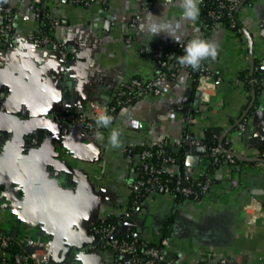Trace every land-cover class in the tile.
I'll return each mask as SVG.
<instances>
[{
    "label": "crops",
    "instance_id": "0c3cea01",
    "mask_svg": "<svg viewBox=\"0 0 264 264\" xmlns=\"http://www.w3.org/2000/svg\"><path fill=\"white\" fill-rule=\"evenodd\" d=\"M0 3L16 13L12 43L0 45L1 231L24 250L34 241L48 244L45 264H121L94 232L109 222L172 253L169 264H264V165L257 163L264 151V80L257 94L246 82L255 62L264 73V0L240 11L244 36L224 24L206 31L200 2L192 20L183 0H111L105 7L42 0L43 10H57L53 35L66 60L30 42L41 26L28 0ZM145 18L169 25L173 38L153 37ZM202 37L216 52L203 92L181 70L162 82L160 96L120 109L96 134L56 118L109 103L130 79L152 80L166 44ZM242 121L245 130L238 128ZM184 135L201 141L205 154L191 168L185 153L168 174L211 176L215 191L195 201L161 188L134 209L142 148L175 144ZM215 135L240 164L210 165L207 143ZM254 201L263 212L255 224L247 208Z\"/></svg>",
    "mask_w": 264,
    "mask_h": 264
},
{
    "label": "built area",
    "instance_id": "2783aa9c",
    "mask_svg": "<svg viewBox=\"0 0 264 264\" xmlns=\"http://www.w3.org/2000/svg\"><path fill=\"white\" fill-rule=\"evenodd\" d=\"M30 8L35 12L37 19L40 22L41 28L29 36L31 43L37 46L49 47L56 51L63 60H66L67 53L60 48L56 39L54 38V30L58 25L56 17L57 10L45 11L42 9V0H28ZM75 4L83 7L92 5H101L105 7L111 0H72ZM245 0H213V6L209 9L206 19L202 18L203 26L206 31L214 29L217 25L223 24L227 20L232 30L240 36H244V27L239 21V13L245 6ZM201 6L208 5L209 0H199ZM2 15V16H1ZM16 13L11 10H6L5 5L0 3V17L3 18L0 23V45H10L13 39L14 18ZM133 30H136V22L133 21L130 25ZM131 39L128 38V41ZM196 39H187L175 46L167 45L159 53V61L161 66H157V72L152 80H144L141 78H133L120 85L116 91L112 101L106 104L94 103L91 105L89 111L75 112L65 111L56 116V118L67 125H77L82 127L89 134H96L104 130L106 124L102 117H112L120 111V109L127 107L151 96H160L162 94L161 84L166 80L177 79L181 70H187L190 76L197 83L198 89L203 92L204 85L210 79L208 71V61L210 56L201 60L198 68L193 69L190 65L176 63L173 61L177 52L185 53V49L190 42ZM172 58L173 60H170ZM170 67V71L168 68ZM250 85L260 89L264 80V73L260 66L252 65L251 67ZM256 75V76H255ZM111 121V120H110ZM109 121V122H110ZM108 122V123H109ZM107 123V124H108ZM246 121L238 123L240 130H245ZM186 145L190 151L186 152V156L192 154L196 146H202V142L184 135L175 144L169 142H162L157 144L155 151L154 147H143L139 154V179L135 185V196L133 208H139L140 202L138 198L143 193H153L159 188H165L175 195L186 199L199 200L203 197L211 195L215 191V184L211 176L203 179L195 178L191 174H179L172 176L167 180V186L173 185L172 190L165 186L163 175L168 174V169L175 163V158L170 154L171 150H178ZM209 149V163L212 167L221 165L222 163H229L237 166V157L231 153L223 150L221 147H212ZM155 158L161 159L157 162ZM259 165H264V151L259 153ZM248 214L249 221L255 224L260 217L263 216L262 208L259 203L255 201L249 205ZM94 232L100 239L114 251L117 259L121 264H160L164 261V253L160 245L152 244L150 242L132 238L130 240L121 239L118 237V231L114 227H97ZM13 244V238L0 230V264L5 262H12L13 264H45L50 261L51 247L48 244L40 241H34L31 245V250H24L17 254H12L10 248ZM221 264H226L225 260Z\"/></svg>",
    "mask_w": 264,
    "mask_h": 264
},
{
    "label": "clouds",
    "instance_id": "9594fccd",
    "mask_svg": "<svg viewBox=\"0 0 264 264\" xmlns=\"http://www.w3.org/2000/svg\"><path fill=\"white\" fill-rule=\"evenodd\" d=\"M199 0H183V8H184V16L186 18H190L195 20L199 15ZM151 15V14H150ZM169 25L159 22L158 20H154L149 23L148 19L145 18L144 28L145 31L150 33L153 37L160 33H165L169 37L173 38V34L169 31ZM216 54L215 46L206 41H202L199 39L193 40L190 42L189 46L185 49V55L180 58L182 64L190 65L193 69L199 67L200 62L203 58L212 56L214 57ZM105 124H107L111 117L105 116L102 117ZM116 133L112 135V142L116 143Z\"/></svg>",
    "mask_w": 264,
    "mask_h": 264
},
{
    "label": "trees",
    "instance_id": "16d2710c",
    "mask_svg": "<svg viewBox=\"0 0 264 264\" xmlns=\"http://www.w3.org/2000/svg\"><path fill=\"white\" fill-rule=\"evenodd\" d=\"M211 1H213V0H209L208 5H205L204 7L201 6V7H202V16H203V18H205V19H206V16H207V13H208L209 9L211 8V6H213V4H212ZM250 1H251V0H245V1H244L245 6L248 5V4L250 3ZM223 24L226 25L228 28L232 29V28L230 27V25H229V23H228L227 20H224V21H223ZM212 29H213V28H212ZM212 29H211V30H212ZM198 39H199V40H202V41H206L205 37L198 38ZM184 55H185V53L177 52L176 55H175V59H174V60H173L172 58H169V59L175 61L176 63H181L180 58H181L182 56H184ZM254 65H256V66H260L257 62H255ZM157 66H161V61L158 62ZM168 70H169V71L171 70L170 67L168 68ZM255 76H256V75H255ZM251 77H252V75H251V73H250V75L246 78V82H247L248 89L251 90V91H253L254 94H257L258 91H259V89H257V88H255V87H253V86L250 85ZM213 136H214V135H213ZM213 136H212L211 140L209 141V143H207L208 147H209V148H212V147H221L223 150H226L225 147L223 146V144H220L218 137H217L216 135H215V137H213ZM186 147H187V146L184 145V146H182L180 149H178L177 151H176V150H171V151H170V154L175 158V160H176L175 162H176V163L178 162L179 159H181V161H184V159H185V153H186V151H185ZM155 149H156V147L153 148V151H155ZM209 156H210V155H208V158H209ZM155 160H156L157 162H160V161H161V159H159V158H155ZM240 163H241V161L237 159L236 164H240ZM171 177H172V176H170L169 174H164V175H163V179H164V184H165V186L168 187V188H170V189L172 190V188H173V185H172V184H169L168 186L166 185V184H167V180L171 179ZM160 189H161V188H159V189H157V190H160ZM147 195H148L147 193H143V194L140 195V197L138 198V201L140 202V206H141V202L145 199V197H146ZM177 196H178V195H177ZM178 197H181V196H178ZM181 198H183V197H181ZM100 226H103V227H114V228L118 231V234H117L118 237H120L121 239H127V240L132 239V238H129L128 236H126V235L121 231V228H120V226L118 225L117 222H109L108 224H102V225H99V227H100ZM96 228H97V227H96ZM138 239L141 240L140 238H138ZM20 251H21V247H20V246H19V245L13 240V244H12V246H11V248H10V252H11L12 254H17V253H19ZM142 261H143V260H142ZM142 261H141V262H142Z\"/></svg>",
    "mask_w": 264,
    "mask_h": 264
},
{
    "label": "water",
    "instance_id": "95a60500",
    "mask_svg": "<svg viewBox=\"0 0 264 264\" xmlns=\"http://www.w3.org/2000/svg\"><path fill=\"white\" fill-rule=\"evenodd\" d=\"M185 151L189 152L190 151L189 147H186ZM204 151H205V149L202 146H196L193 149L192 154L186 156V159H185L186 164L191 168L198 167L200 164L201 158L205 154ZM178 162L181 163V159H179ZM171 257H172V253L165 252L164 253V261H162L160 264H169V262L171 261Z\"/></svg>",
    "mask_w": 264,
    "mask_h": 264
}]
</instances>
